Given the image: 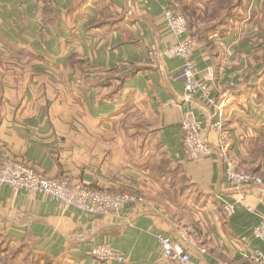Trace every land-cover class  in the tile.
<instances>
[{
	"label": "crops",
	"instance_id": "obj_1",
	"mask_svg": "<svg viewBox=\"0 0 264 264\" xmlns=\"http://www.w3.org/2000/svg\"><path fill=\"white\" fill-rule=\"evenodd\" d=\"M177 1L0 0V162L15 157L47 178L144 197L101 217L1 186L0 243L52 264H106L90 255L102 245L127 264H171L163 233L195 264H264L253 236L264 187L241 194L226 175L230 160L264 181V0L234 2L240 19L196 38L192 59L222 108L223 137L212 128L216 108L186 97L184 61L163 54L177 43L163 10ZM184 112L202 124L210 157H185Z\"/></svg>",
	"mask_w": 264,
	"mask_h": 264
},
{
	"label": "built area",
	"instance_id": "obj_2",
	"mask_svg": "<svg viewBox=\"0 0 264 264\" xmlns=\"http://www.w3.org/2000/svg\"><path fill=\"white\" fill-rule=\"evenodd\" d=\"M146 5L149 0H139ZM167 28L177 39L176 45L167 48L163 54L170 58H180L184 61L180 78L184 83L187 98L199 95L207 105L213 106L218 111V121L212 128L219 136L223 137L224 114L217 105L212 95L211 87L206 79L197 76L195 64L192 59L197 48V39L191 35L185 15L180 13L173 5L163 10ZM183 131V152L187 159L199 161L210 157L213 149L203 137L202 124L197 121L191 112H184L181 120ZM223 157L227 158L226 149L222 150ZM226 175L229 184L239 193H245L248 188H263L264 181L258 175L239 170L233 161H226ZM10 186L15 193L25 190L30 193L40 194L58 203L60 209L76 208L92 216L114 217L129 205L144 202L138 193H116L91 189L82 183H72L63 178H45L28 163L15 157H8L0 162V187ZM246 190V191H245ZM235 212L232 203L224 205L222 214L230 218ZM253 236L264 242V220L253 231ZM160 245L161 257L171 264H195L192 256L184 250L180 243L175 242L170 236L159 233L156 235ZM205 249L201 252L205 253ZM91 257L106 264H127V260L109 246L93 247ZM249 264H263L259 258L249 259ZM217 264H231L220 262Z\"/></svg>",
	"mask_w": 264,
	"mask_h": 264
},
{
	"label": "rangeland",
	"instance_id": "obj_3",
	"mask_svg": "<svg viewBox=\"0 0 264 264\" xmlns=\"http://www.w3.org/2000/svg\"><path fill=\"white\" fill-rule=\"evenodd\" d=\"M237 1L238 0H178L176 5L178 6V11L187 16L189 23L188 27H190L191 20V23L195 24L194 31L198 32L211 27L219 28L223 23H227L233 18L236 20L240 19L237 18L234 12V2ZM239 6L240 1L235 5V8ZM191 14H195V16ZM192 17H196V19H192ZM3 245L2 243L1 246Z\"/></svg>",
	"mask_w": 264,
	"mask_h": 264
},
{
	"label": "trees",
	"instance_id": "obj_4",
	"mask_svg": "<svg viewBox=\"0 0 264 264\" xmlns=\"http://www.w3.org/2000/svg\"><path fill=\"white\" fill-rule=\"evenodd\" d=\"M181 1V0H180ZM178 6L176 5V8ZM192 15V14H191ZM186 19H187V23H188V18L185 15ZM225 24V23H223ZM189 25V23H188ZM190 30H191V35L195 38H197V36H201L203 34V32L198 31L195 32V24L191 23L190 20ZM199 34V35H197ZM197 35V36H196ZM102 84H104V82L102 81ZM4 244L3 246H1V244ZM10 248V241L6 240V239H2L1 243H0V264H41V262H43L44 264H52L51 262H49L46 259H43L41 261V258L38 255H33L31 257L30 254L25 255V257H21L20 254L22 252V249H9Z\"/></svg>",
	"mask_w": 264,
	"mask_h": 264
}]
</instances>
